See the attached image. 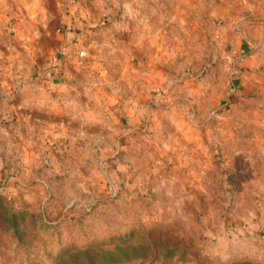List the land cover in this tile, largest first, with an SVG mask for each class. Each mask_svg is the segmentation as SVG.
Returning <instances> with one entry per match:
<instances>
[{
	"label": "rangeland",
	"instance_id": "rangeland-1",
	"mask_svg": "<svg viewBox=\"0 0 264 264\" xmlns=\"http://www.w3.org/2000/svg\"><path fill=\"white\" fill-rule=\"evenodd\" d=\"M0 264H264V0H0Z\"/></svg>",
	"mask_w": 264,
	"mask_h": 264
},
{
	"label": "crops",
	"instance_id": "crops-1",
	"mask_svg": "<svg viewBox=\"0 0 264 264\" xmlns=\"http://www.w3.org/2000/svg\"><path fill=\"white\" fill-rule=\"evenodd\" d=\"M230 27V26H229ZM229 27L227 28V27H225V31H224V35H228V36H230L232 33L234 34L233 36H234V38L236 39V42H237V40H242V39H244V36H243V34H246L245 33V29L244 28H242V27H240V26H236V27H234V28H232V29H229ZM249 27H252L253 28V26L250 24V25H246V31H247V28L249 29ZM252 28H250V29H252ZM224 38V40L226 41H228L229 40V38H227V39H225V36H223ZM247 41V40H246ZM232 42V41H231Z\"/></svg>",
	"mask_w": 264,
	"mask_h": 264
}]
</instances>
